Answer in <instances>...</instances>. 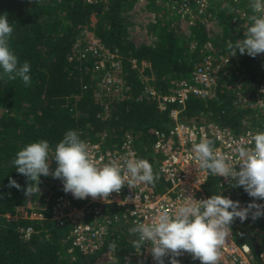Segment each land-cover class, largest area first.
I'll return each mask as SVG.
<instances>
[{"label": "trees", "instance_id": "trees-1", "mask_svg": "<svg viewBox=\"0 0 264 264\" xmlns=\"http://www.w3.org/2000/svg\"><path fill=\"white\" fill-rule=\"evenodd\" d=\"M135 2L0 0V14L6 15L13 24L9 46L19 63L29 62L31 81L26 86L19 79L0 78V264H94L95 261L94 255L75 254L72 259L64 241L67 229L47 218L54 200L63 191L59 179L41 175L38 191L25 195L31 181L12 164L16 152L25 144L46 140L51 154L68 130L76 131L81 139H99L106 134L107 139L113 141L131 133L136 138L139 158L146 159L156 169L157 155L152 147L154 132L165 130L170 124L169 113L173 106L160 109L156 98L147 97L145 87L150 82L159 93H169L176 82L189 78L195 65L206 55L205 44L212 42V38L199 21L189 27L187 40L180 37L168 20V16L176 14L175 10L156 4L159 14L149 30L157 39L153 45L137 47L127 39L128 20L123 16ZM213 11L217 24L223 28L220 43L213 41L216 52L229 55V45L243 37L244 28L235 34L228 7L215 5ZM92 17L96 21L89 26ZM87 27L105 47L121 55L122 73L129 88L125 96L101 99L95 96L98 74L92 64L94 60H77L74 56L75 42L82 38L81 33ZM231 62L235 67L226 66L231 73L229 80L238 75L248 83L264 79V73L247 54L237 51ZM227 81L220 79L214 97L203 100L191 96L180 119L186 123L215 121L234 130L242 128L244 118L253 120L249 111L234 104V93L222 87ZM49 166L50 170L56 167L51 158ZM10 178L20 187L10 186ZM160 186L161 183L157 187ZM206 190L210 196L218 194L215 177H210ZM117 210L113 205L105 207L106 213ZM18 211L41 212L44 219L21 215L10 220L5 216ZM131 227L122 219L113 234L120 261L135 248V236L129 233ZM26 228L32 230L29 237L24 235ZM246 230L249 229L237 228L239 242L246 241Z\"/></svg>", "mask_w": 264, "mask_h": 264}, {"label": "built area", "instance_id": "built-area-1", "mask_svg": "<svg viewBox=\"0 0 264 264\" xmlns=\"http://www.w3.org/2000/svg\"><path fill=\"white\" fill-rule=\"evenodd\" d=\"M171 1L172 8L188 28L199 21L208 31L214 22L217 23L213 11L215 5L222 8L228 7L232 14L231 26L236 28L235 34L239 33L240 28H244L246 32L248 27L249 0ZM81 36L83 39L77 40L74 45L75 58L84 61L94 60L97 69L103 71L100 81L102 92L95 90V96L100 99L103 96H125L129 88L125 84L122 73L121 55L118 51L105 47L95 33L88 31L87 28L82 31ZM205 48L206 55L200 63L195 65L189 78L176 82L169 93H159L153 86L145 87L147 97L156 98L160 109L168 105L173 106L169 113L170 124L165 130L154 132L155 141L152 147L154 154L157 155L154 160L157 166L156 169L153 167L152 169L159 179L155 180L154 184L138 183L132 187H128L125 183L118 193L110 192L105 199L100 196L77 199L73 198L70 192L62 191L54 200L47 218L57 226L67 229L64 241L72 259L75 254H82L94 255L95 261L102 264H156L147 241L141 244L140 248L135 247L128 251L123 259L119 260L117 239L113 236L118 224L122 219H126L131 226L133 222H148L160 212L171 215L185 199L208 198L210 195L206 190V184L210 177H215L217 195L239 201L241 207L254 201L260 206L262 213L253 218L252 214L257 209L250 208L243 221L239 218L233 219L227 229L224 243L219 248L218 264H264V199L248 196L241 186L233 187L231 181L225 177H218L201 169L194 159L189 158L193 155V144L200 142L202 138H207L213 141L214 151L224 155L235 168H239L233 149L238 144L249 147L251 135L264 129V79L252 81L245 88H241V85L233 87L234 104L241 110L249 111L248 115L254 117L253 120L244 118L241 129L234 130L215 121L184 122L180 119V114L187 100L191 96L203 100L214 97L220 85V79L229 80L230 78V71L226 69V66L230 65V69L235 67L231 62L235 55L217 53L211 41L205 44ZM72 58L73 56L70 57ZM252 58L258 70L264 73V53H259ZM221 85L228 86L227 82ZM107 137L103 134L99 139H82L99 166L112 161L123 165L129 158H139L136 138L133 134L126 133L116 141L109 140ZM159 183H161L160 188L157 187ZM110 205L117 207L118 210L114 213H106L105 207ZM21 215L24 218L44 219V215L36 211L5 214L10 220L18 219ZM238 227L249 229L244 234L249 233L252 239L258 242V253L247 240L239 242L236 239ZM23 231L26 237L32 233L31 228ZM107 237L110 239L107 240ZM169 256L171 254L162 258L164 264H170ZM173 258L178 261V264L184 261L200 264L198 259H193L187 252H181L179 256Z\"/></svg>", "mask_w": 264, "mask_h": 264}, {"label": "clouds", "instance_id": "clouds-1", "mask_svg": "<svg viewBox=\"0 0 264 264\" xmlns=\"http://www.w3.org/2000/svg\"><path fill=\"white\" fill-rule=\"evenodd\" d=\"M249 7L248 27L243 38L229 45L230 56L236 55L237 51L250 57L264 53V0H249ZM12 33L13 24L6 15L0 14V78L19 79L28 86L31 83L30 64L27 61L19 63L11 50L9 39ZM192 151L189 158L194 159L201 169L225 177L233 187L241 186L250 197L264 199V129L251 135L249 147L238 144L233 149L238 169L224 155L213 150L211 139L202 138L194 143ZM50 158L56 163L51 170ZM12 164L18 173L31 181L25 188V195L38 191L41 175L59 179L62 190L77 199L97 196L105 199L110 192L118 193L125 183L132 187L138 183L154 184L159 179L144 158H129L123 165L112 161L99 166L90 155L86 142L74 130L65 132L51 154L46 140L25 144L16 152ZM8 183L20 187L11 178ZM250 208L257 209L253 218L262 214L254 201L241 207L239 201L220 194L199 200L185 199L171 215L160 212L148 222H133L129 233L135 236L134 247L140 248L145 241L149 243L156 264H164L162 258L167 254H171L170 264H178L173 257L181 252L190 253L200 264H218L219 248L224 243L228 227L234 218L243 221Z\"/></svg>", "mask_w": 264, "mask_h": 264}, {"label": "rangeland", "instance_id": "rangeland-1", "mask_svg": "<svg viewBox=\"0 0 264 264\" xmlns=\"http://www.w3.org/2000/svg\"><path fill=\"white\" fill-rule=\"evenodd\" d=\"M156 4L158 6H166L172 8L171 0H155V2L153 0H136L134 6L131 9L125 10L123 12V16L128 20L127 39L132 41L137 47L143 44L153 45L157 39L156 35L149 30L150 24L156 21L159 14V10L156 7ZM168 20L174 26L176 33L180 37L185 38L187 40L190 35V30L188 26H185V24H183V21L181 20L180 17H178V14L176 13L168 16ZM95 21L96 18L92 17V22L89 26H93ZM87 29L88 31H93L89 27H87ZM207 33H208V37L212 38L213 45H214L213 41L219 44L221 38L223 37V28L221 25L214 22L213 26L210 27V29H208ZM190 44L191 46H193V43ZM92 64L94 66V70H96L98 74V81L95 90H101L102 92V89L100 87V81L103 76V71L101 69H97L95 61H93ZM232 78H233L232 80L227 81L228 86L225 87L229 89L231 92H234L233 91L234 86L241 85V88H245L249 84L248 82L245 81V79L242 76L238 75ZM149 83L147 85L152 86ZM109 239L110 237H107V240ZM94 264H102V263L97 262L96 260ZM187 264H193V263H187Z\"/></svg>", "mask_w": 264, "mask_h": 264}, {"label": "water", "instance_id": "water-1", "mask_svg": "<svg viewBox=\"0 0 264 264\" xmlns=\"http://www.w3.org/2000/svg\"><path fill=\"white\" fill-rule=\"evenodd\" d=\"M244 236H245V239H246L248 242L251 243V245H252L254 251H255L256 253H258V242H257L256 240H253V239H252V236H251L249 233H245Z\"/></svg>", "mask_w": 264, "mask_h": 264}]
</instances>
